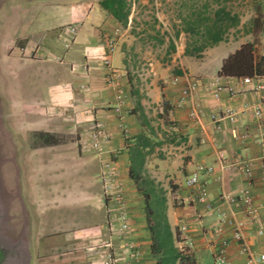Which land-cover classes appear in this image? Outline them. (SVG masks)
Masks as SVG:
<instances>
[{
	"label": "crops",
	"instance_id": "obj_1",
	"mask_svg": "<svg viewBox=\"0 0 264 264\" xmlns=\"http://www.w3.org/2000/svg\"><path fill=\"white\" fill-rule=\"evenodd\" d=\"M100 1H0V264H103L109 254L132 264L130 245L139 252L134 264H209L232 236L227 226L220 236L213 233L217 210L228 209L222 198L235 195L247 178L229 167L219 180L208 181V200L197 206L189 202L185 178L195 165L217 169L221 160L251 164L259 216L244 237L253 252L264 254V235L256 233L264 228L258 140L264 90L257 88L264 86V18L254 14L244 33L198 58L176 46L163 61L170 64H149L152 77L138 82L118 50L109 57L115 75L105 66L107 38L118 24ZM245 44L253 49L254 75L218 76L224 60ZM183 72L199 81L195 99L206 116L201 125L188 118L186 107H177L182 85H173L170 76ZM253 108L261 110L260 119ZM210 114L219 122L210 121ZM152 119L163 123L153 127ZM98 126L107 139L95 147ZM134 148L144 155L141 168L132 167ZM140 181L159 193L146 194ZM117 188L126 202L125 240L108 231ZM144 196L166 199L162 209L174 255L165 257L157 247ZM181 224L192 246L181 240ZM228 256L231 264H243L234 244Z\"/></svg>",
	"mask_w": 264,
	"mask_h": 264
},
{
	"label": "rangeland",
	"instance_id": "obj_2",
	"mask_svg": "<svg viewBox=\"0 0 264 264\" xmlns=\"http://www.w3.org/2000/svg\"><path fill=\"white\" fill-rule=\"evenodd\" d=\"M126 1L130 9L127 26L123 28L117 23V31L113 35L107 36V50L111 44L115 45V50L120 51L124 59L128 61L124 62V65L128 67L132 78L134 77L138 82L142 78L152 77L147 74H150L147 72L151 67L149 64L167 65L168 62L163 61L170 60V56L176 51V46L181 47L182 45V52L183 50L185 52L188 44L192 47L196 37L190 35L191 31L200 26L202 18L207 17L212 20L215 18V13L221 9L236 16L238 25L228 31L226 39H233L241 32L244 33L254 14H259L262 19L264 18L262 13L264 12V0ZM6 6H8V2ZM170 42L173 43L174 49L170 48ZM153 60L159 62H152ZM174 70H176V65L170 69V72L173 73ZM170 77L172 78V76ZM151 123H153V127H159L163 121L161 123L157 119H152ZM146 177L147 175L144 176V178ZM140 183L143 188H147L146 194L159 193V189L151 190L149 184L144 185L142 181ZM145 197H143L144 207L146 214L149 213V220L157 244H159L162 253H165V257H169L170 245L164 220V209H162L166 199L161 196H147L146 199ZM169 200L172 201V198L169 197ZM172 202H170L171 206Z\"/></svg>",
	"mask_w": 264,
	"mask_h": 264
},
{
	"label": "built area",
	"instance_id": "obj_3",
	"mask_svg": "<svg viewBox=\"0 0 264 264\" xmlns=\"http://www.w3.org/2000/svg\"><path fill=\"white\" fill-rule=\"evenodd\" d=\"M114 51L115 45L111 44L108 48L107 59L104 62L110 75H115V71L113 70L109 60V57L114 53ZM171 83L173 85H182L179 91L177 107H186L188 118L201 125L206 116L195 99V94L199 88V81L183 72L180 75L173 76L171 78ZM257 88L264 90V86H258ZM219 91L220 88L217 87L214 93V98L219 97ZM117 100V110H119L120 104L122 103L121 92L118 93ZM252 111L257 119L261 118L262 112L259 108H253ZM209 120L213 123L219 122V118L215 114H210ZM92 138L94 142H96L94 146L97 147L98 145L106 142L107 135L102 127L98 126L93 132ZM258 140L262 145V159L264 160V133L259 136ZM229 167H233L235 170L242 172L247 178V182L246 186L241 188L235 195H226L222 198V202L228 209L227 211L217 210L218 226L213 233L216 236H220L222 228L227 226L231 228L232 236L230 240L221 242V246L214 252L213 260L209 264H231L228 258V251L233 244L237 248L238 256L243 258V264H264V254L253 252L246 244L244 237V231L248 224L257 221L259 216L258 207L254 204L251 192L250 182L252 169L249 162H239L229 166L221 160L218 163L217 169L213 166L205 164L195 165L193 171L185 178V187L191 192L189 202L196 206L205 205L208 200V181L211 178L219 180L221 178V174ZM262 182L264 186V176ZM111 197L113 198V204L116 207V213L112 214L109 219L108 231L111 236L120 240H125L127 234L129 233L125 197L120 188H117L116 192H114ZM187 229L188 228L185 224H181L179 226V236L183 242H188V246H192L193 244L187 236ZM256 233L258 236L264 235V228L259 225ZM129 252V261L134 264V262H136L139 258V252L133 245L129 246ZM103 264L122 263L109 254Z\"/></svg>",
	"mask_w": 264,
	"mask_h": 264
},
{
	"label": "trees",
	"instance_id": "obj_4",
	"mask_svg": "<svg viewBox=\"0 0 264 264\" xmlns=\"http://www.w3.org/2000/svg\"><path fill=\"white\" fill-rule=\"evenodd\" d=\"M100 7L120 26L123 28L127 26L130 9L126 0H101ZM214 17L215 18L212 20L207 17L202 18V21L199 23L200 26L197 27L196 30L191 31L190 35L196 37V39L192 47L190 44L186 46L185 54L187 56L198 58L205 49L225 41L228 31L238 25V18L224 9L218 10ZM170 48H175L172 42H170ZM232 75L238 77H252L254 75L253 49L250 44L241 46L238 51L224 60L221 70L218 72V76ZM141 139H143V136L138 137L139 142ZM143 156L144 155L136 148L130 150L132 167L135 169L136 167L141 168ZM147 216L148 223L151 224L148 212ZM166 230L168 231L167 227ZM157 247L160 248L159 244H157ZM174 252L175 250L170 248V255H174Z\"/></svg>",
	"mask_w": 264,
	"mask_h": 264
}]
</instances>
